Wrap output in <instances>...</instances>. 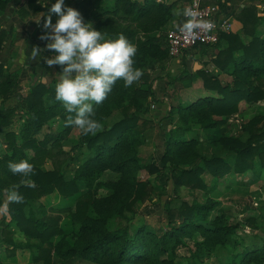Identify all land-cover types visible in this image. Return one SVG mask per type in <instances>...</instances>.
Instances as JSON below:
<instances>
[{"label":"trees","instance_id":"trees-1","mask_svg":"<svg viewBox=\"0 0 264 264\" xmlns=\"http://www.w3.org/2000/svg\"><path fill=\"white\" fill-rule=\"evenodd\" d=\"M131 8L137 11L134 20L138 23L137 28L148 34L144 39H136L139 31L131 30L130 26L117 27L113 20L100 22L94 30L101 31L105 37L110 36L111 40L123 34L136 46L135 67L144 74L138 83L127 88L123 81H118L103 104L94 106L95 119L102 123V131L82 135V145L88 155L69 179L65 177L61 163L49 171L41 169L47 159L55 158L51 148L61 149V142L76 129L65 126L69 113L55 101L58 80L44 83L40 79L31 86L26 97L16 96V104L0 112V133L12 127L18 111L23 120L18 133H7V155L0 157V206H3L5 190L13 186L24 197L22 203L8 205L10 221L0 224V246L7 245V252L12 255L18 249H28L34 264H75L72 263L75 260L88 264H176L178 249L187 246L185 239L199 235L202 241L194 244L190 255L197 263L226 251L227 262L221 264H264V237L254 235L257 242L242 239L238 235L239 225L223 224L219 217L211 215L216 205L210 200L203 204L183 201L178 208H168L165 230L156 231L146 224L132 229L137 210L152 192L150 184L140 180L143 172L158 178L169 176L177 190L182 187L207 189L205 175L212 176L216 184L228 175L243 176L254 171L256 160L264 169V128H258L264 121L262 117H254L244 126L250 135L246 141L226 135L228 120L240 113L243 102L253 106L264 100L261 85L264 40L258 32V26L264 20L258 17L256 8L247 7L242 9L238 20L243 25L244 35L250 36L252 41L245 44L240 35H222L220 42L226 39L230 45L214 62L222 71L231 73L230 69L233 70L231 84L225 85L204 71L183 73L191 83L201 78L204 88L217 96L172 107L170 116L178 115L181 124L166 133L165 151L160 161L146 164L140 157L139 148L145 142V130L149 125L141 118V113L147 100L155 95L149 70H154L158 62L169 56L168 47H164L166 38L161 37L159 41L150 32L154 30L151 25L158 22L168 8L155 3L139 8L131 1L120 0L114 15L118 17L122 11V17L129 18L134 12ZM157 17H160L158 21ZM6 37V32L0 33V55ZM55 68L61 74L62 68ZM3 77L4 66L0 64V98L5 103L12 98L17 85ZM178 80V77H172V81ZM116 111H120L123 118L108 125L107 120ZM57 118L60 119L57 135L49 134L39 139L44 128ZM195 125L211 132L212 145L227 151L228 158L214 153L202 154L200 140L187 137ZM49 144H52L51 148ZM24 159L34 165L36 174L31 179L35 188L21 185V178L8 169L9 162ZM108 172L117 175V180L101 181ZM55 193L66 199L79 195L72 209L58 211L71 217L76 226L74 239H69L59 225L60 213L57 217L50 215V210H57L40 205L42 217L39 218L31 208L33 201ZM254 223L251 220V227ZM12 226L24 236V243L14 239L9 230ZM0 264L3 263L0 261Z\"/></svg>","mask_w":264,"mask_h":264},{"label":"rangeland","instance_id":"rangeland-1","mask_svg":"<svg viewBox=\"0 0 264 264\" xmlns=\"http://www.w3.org/2000/svg\"><path fill=\"white\" fill-rule=\"evenodd\" d=\"M196 55L197 54H194V56ZM185 60H187V58H185ZM158 68L160 67L155 66L154 71ZM170 68L174 69V77H178L179 80L171 81L169 79L170 82L169 80L166 82L165 91L161 90V92H157L155 88V83L158 81V74H154V71L150 72V84L155 92V95L147 100L144 110L141 113V116L143 117L141 118L146 119V121L149 122V125L145 130V134L148 139L144 137L145 142L139 148L140 157L146 164L158 163L160 161L165 151L164 134L170 130L171 127L176 126L175 124L180 123L176 114L173 115L172 118H169L171 107H177L179 104L184 105L193 101V99L190 98V94L192 91L193 93L194 91L195 93H199L203 85L202 80V82H199V84L194 86V83H191L189 78H184L186 75L183 74L184 70L179 68L175 63H172V65L170 64L168 69ZM35 71L36 70L34 69L30 72V77H28L29 79H27V82L25 83L26 87L28 86V89L33 86L31 83H33L35 79H41V75ZM55 73L56 72L52 73L51 79L55 77ZM48 77H50V75H47V79H49ZM216 77L223 84H228L224 83L218 75ZM55 79L59 81V74L56 75ZM16 82H18V80H16ZM261 83L264 88V78ZM190 85H193V89L188 88ZM28 92H30V90H28ZM213 95L217 96L216 93H213ZM242 104H244V102ZM152 105L159 106L161 111L154 122H151L148 118L152 113H155L152 112V110L155 109L151 110ZM256 105H259L261 108H255L247 114L237 116V121H235L233 125L234 129L233 126H231L230 130H228V133L226 134L227 136L237 137L242 141H246L250 137V135L245 132L244 126L254 117L259 116L264 119V100L259 101L253 106ZM122 118V113L120 111H116L106 123L108 125H112ZM59 124L60 120L50 122L44 128L42 133H40L38 138L43 139L49 134L52 136L57 135L59 131ZM258 128H264V121L258 125ZM211 135V132H207L195 125L193 129L188 132L187 137L200 140L203 144L201 148L202 154L211 155L214 153L228 158L227 151H222L220 147L212 145L214 140ZM217 136H220V134H217ZM81 137L82 134L80 131L78 129H74L73 132L66 137L63 142H61V149H52V144H49V148H51L53 154H55V158L53 160L50 158L47 159L41 169L49 171L55 168V164L59 165L61 163L65 172V177L69 179L88 155V151L82 145ZM1 149L0 157L4 156L2 155L3 151ZM117 178V175L108 172L103 175L101 181H115ZM203 179L208 184L207 189L182 187L176 190L172 180L167 175H163L158 178L157 175H149L146 172L141 173L140 180L148 182L151 186L152 192L150 198L137 210V215L132 229L136 225L146 224L156 231L165 230L167 227L168 208H178L183 201L203 204L210 200L216 205V208L212 211L211 215L219 217L223 224L239 225L238 235L242 239H252L254 242H257L254 235L264 237V169L261 167L259 160H256L254 171H250L243 176L236 177L234 175H228L217 184L210 175H205ZM78 197L79 195L66 199L55 193L50 196L43 197L38 201H33L31 208L36 212L39 218L42 217V214L39 211L40 205L45 206L47 209L57 210V212H52L53 210H50V215L57 217L60 213L58 211L70 208L72 209ZM5 202L6 196L3 199V204ZM60 215L61 221L59 225L62 230L65 231L66 235H68L69 239H74L76 226L72 223L71 217L67 213H60ZM3 217H6V220H3ZM251 220L255 222L254 227H251L250 225ZM3 221V225L10 221L8 211L7 213H0V224H2ZM9 230L17 242L24 243V236L18 232V229L15 226L10 227ZM185 241L187 246L181 247L177 251L176 264H221L222 262H227V253L226 251H222L219 255H210L203 263H197L191 259L190 255L195 248L194 244L197 241H202V239L199 235H195L193 238H186ZM7 247V245L0 246V261L3 264H34L31 253L28 249H18L15 251L14 255H12L11 252H7ZM9 247L11 249V246ZM72 263L88 264L77 260L72 261Z\"/></svg>","mask_w":264,"mask_h":264},{"label":"crops","instance_id":"crops-1","mask_svg":"<svg viewBox=\"0 0 264 264\" xmlns=\"http://www.w3.org/2000/svg\"><path fill=\"white\" fill-rule=\"evenodd\" d=\"M119 1L120 0H64V7L65 9L71 7L74 10L78 11L82 16L84 23H90L93 26V29H95V27L100 22L113 20L114 25L117 27L130 26L131 30H134L136 32L139 31L136 39H144V37L148 34L143 32L142 29L137 28L138 23L134 21L137 15V11L135 9L131 8L134 12L129 18L122 17V11L120 12L118 17L114 15ZM127 1H131L132 3L136 4V6H138L139 8L148 7L152 3L163 5L168 8L166 13H162V15L160 16L161 19L160 17H157V21L159 19L160 20L151 25V28L154 30L153 32H150V35L156 36L159 41L161 37L166 38L164 41V47H167L168 32L175 27L173 21L178 19L173 15L174 10L178 8L183 9L187 7L190 2V0H161V2L158 0ZM56 2L57 0H46V2L42 5L41 0H0V33H7L6 40L4 41L3 51L0 55V64L4 66L3 78H8L12 81L15 80V83L17 85L14 91V95L10 100L4 103L2 101V98H0V112L3 109H9L13 107L16 104V96L21 94L23 95V97L27 96L30 87L28 89V86L26 87L25 83L27 82V79H29L28 77H30V72L34 69L36 70L35 72H37L39 75H50V77H48L49 79L42 80L44 83L52 82L53 80H55L56 75H58L55 66L49 67L45 62L46 59L54 58L57 53L52 51H46V45L50 41H44L40 39L42 35L51 34V30H45L43 28V24L45 22V17L49 14V9ZM220 4L222 5L223 9H231L234 12L233 32L231 34L242 36L243 42L245 44H249L252 41V38L250 36L244 35V32L242 31L243 25L238 20V16L240 15L242 9H245L247 7H254L257 9V15L259 18H261V21L264 20V0H220ZM41 13L44 14V17H41L40 19ZM153 15L155 14L153 13ZM57 19L58 17L55 14H52L53 24H55ZM36 20H39V22H37ZM258 32L260 33V38L264 40V21H262L258 26ZM105 39L111 40V37L106 36ZM229 45V42L226 39H223L216 47H205L199 50H195L193 52L187 51L179 60L172 59L168 56L167 60H164L163 62H158L156 66H159L160 68H158L156 71H154L155 69L149 70V72L154 71V74H158V77L155 75L158 78V81H156L155 83V88L157 92H161V90L165 91L166 82L169 79L172 81V77H174L175 71L173 68H170L171 70L168 69V67H170V64L172 65V63H175L176 65H178L179 68H182L184 70L183 72L188 71L191 73H195L197 71H204L205 73H212V75L214 76L218 75L219 78L224 81V83H232L233 70L230 69L231 73L222 71L214 62V59L217 58L219 53L225 51L229 47ZM33 47H38L42 50L41 58H31V51ZM194 54L197 55L194 56ZM236 56H239V54H236ZM185 58H187V60H185ZM54 72H56L55 77L51 79L52 73ZM16 80H18V82H16ZM38 81L39 79H35L31 84H34ZM199 82H202L201 78L192 83H194L195 86L196 84H199ZM188 88L193 89V85H190ZM213 93L214 92H212V90H206L204 88L203 83L199 93H195V91L193 93L192 91V93L190 94V98L196 100L198 98L212 96ZM255 108L258 109L261 107L259 105L250 106L246 103L241 104L240 113L228 120V124L226 126L227 133L228 130H230V127L234 125V122L237 121V116H240L241 114H247L249 111ZM20 112L21 111H18L15 117L13 118L12 127L9 128V130L7 129L6 132L0 133V149L2 148V155L4 156L7 155V147L9 145L6 139L7 133L10 131H16V133H18L21 129V124L23 123V120L21 119ZM152 112H155L156 114L152 113L151 116L148 118L149 120H151V122H154V120L157 119L159 113L161 112L159 106H156L155 110H152ZM169 118H172L170 114ZM58 120L60 119L57 118L54 121ZM143 120L146 121V119ZM179 124L175 125L177 126ZM172 128L173 127H171V129ZM217 131L221 133V131ZM166 133L164 135H166ZM144 137H146V134Z\"/></svg>","mask_w":264,"mask_h":264},{"label":"clouds","instance_id":"clouds-1","mask_svg":"<svg viewBox=\"0 0 264 264\" xmlns=\"http://www.w3.org/2000/svg\"><path fill=\"white\" fill-rule=\"evenodd\" d=\"M41 2L43 5L46 0ZM52 14L58 17L55 24L52 23ZM173 15L178 18L173 21L177 30L192 39L199 32L215 28L214 22L201 18L195 0L192 6L174 10ZM41 17H44L43 13ZM43 28L51 30V34L40 37L50 41L45 50L57 53L45 62L49 67L62 68L55 85V101L69 113L65 126L78 129L83 136L95 135L102 131L103 126L95 119L94 106L103 104L118 81H123L127 88L138 83L144 74L135 67L137 48L123 34L115 40L105 39L101 31L94 30L90 23H84L78 11L71 7L65 9L64 0H57L49 9ZM41 51L33 47L31 58H41ZM46 79L47 75H41V80ZM8 169L21 178V185L36 187L31 179L36 174L34 165L28 160L9 162ZM5 194L6 202L0 206V213H7L10 203H22L24 200L15 186L6 189Z\"/></svg>","mask_w":264,"mask_h":264},{"label":"built area","instance_id":"built-area-1","mask_svg":"<svg viewBox=\"0 0 264 264\" xmlns=\"http://www.w3.org/2000/svg\"><path fill=\"white\" fill-rule=\"evenodd\" d=\"M193 3L194 0H190L188 6H192ZM195 6L201 18L214 22L215 28L209 32H199L195 39L186 37L176 27L171 29L167 34V47L169 57L172 59L179 60L187 51L216 47L222 35L233 32L234 12L231 9H223L220 0H195ZM155 108V105L151 106V109Z\"/></svg>","mask_w":264,"mask_h":264}]
</instances>
